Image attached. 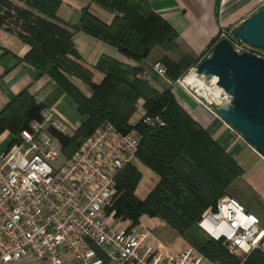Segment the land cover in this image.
Segmentation results:
<instances>
[{
    "label": "trees",
    "instance_id": "1",
    "mask_svg": "<svg viewBox=\"0 0 264 264\" xmlns=\"http://www.w3.org/2000/svg\"><path fill=\"white\" fill-rule=\"evenodd\" d=\"M89 1L111 13L110 20L101 19L85 6L80 9L76 24L68 27L55 15L60 0H0V27L14 32L29 46L22 60L38 73L52 76L81 117L71 135L47 128L58 142L61 157L68 158L103 121L121 133L134 128L140 137L135 158L158 180L140 198L136 188L141 173L133 163L125 164L114 176L115 192L106 212L112 210L115 217L128 220L130 225L137 224L141 215L157 217L182 237L192 230L190 245L206 258L216 264H238L221 240L201 235L196 222L202 211L213 208L216 199L226 194V188L241 175L239 165L178 104L169 87L158 91L139 76L140 67L106 56L99 57L94 65L102 74L95 83L70 41L72 31L79 29L138 63L154 47L173 49L176 31L150 8L147 0ZM219 39L212 38L197 58L162 57L159 61L165 66L166 78L174 82L189 65L203 59ZM64 74L85 83L90 95H82ZM138 100L144 115L157 116L160 124L147 125L140 119L128 123ZM41 108L26 88L0 107V133L6 130L11 134L7 146L16 141L19 131L27 128L31 120L40 119ZM243 264H264V252L252 249Z\"/></svg>",
    "mask_w": 264,
    "mask_h": 264
},
{
    "label": "built area",
    "instance_id": "2",
    "mask_svg": "<svg viewBox=\"0 0 264 264\" xmlns=\"http://www.w3.org/2000/svg\"><path fill=\"white\" fill-rule=\"evenodd\" d=\"M218 35L227 38L236 52L264 59L231 38L229 30L221 29ZM195 65L171 84L238 135L215 110L218 104H230L229 94L214 76L197 73ZM150 67L166 78L159 60ZM187 75L199 86L185 81ZM139 76L148 80L146 71ZM138 112L143 123L160 124L157 116ZM39 115L19 131L16 141L0 150V264H216L191 246L177 254L151 246L145 241L146 227L139 222L130 225L112 210L106 212L116 172L135 159L140 137L134 128L121 133L103 121L68 158L57 162L59 145L47 128L61 132L62 127L48 108L42 107ZM196 225L209 238L221 240L238 264L264 245L258 218L227 194L219 196L213 208H205Z\"/></svg>",
    "mask_w": 264,
    "mask_h": 264
},
{
    "label": "crops",
    "instance_id": "3",
    "mask_svg": "<svg viewBox=\"0 0 264 264\" xmlns=\"http://www.w3.org/2000/svg\"><path fill=\"white\" fill-rule=\"evenodd\" d=\"M147 2L150 8L176 31V45L173 49L163 50L154 47L137 63L123 56L114 46L74 29L70 37L73 50L80 62L91 71V80L95 83L101 80L102 74L94 69V65L99 57L106 56L146 71L148 83L158 91L169 87L178 104L206 129L239 165L242 173L231 182L237 184L236 191H232L230 195L227 192L226 194L237 198V201L239 199L245 206L243 207L258 218L260 228L264 229V158L243 140L234 138L222 124L210 120L180 86L171 84L167 78H161L150 69L151 63L161 60L162 57L171 60H176L180 55L197 58L206 50L209 41L218 36L221 29L235 26L262 6L264 0H147ZM85 6L105 21H109L112 16L89 0H60L55 15L69 27L76 24L80 9ZM28 49L29 46L14 32L0 27V107L19 90L26 88L36 102L51 111L52 120L57 121L62 127L61 132L71 135L81 121L75 104L52 76L48 73H38L34 67L22 60ZM64 75L82 95L86 97L90 95L89 87L80 79ZM140 104L141 100H138L137 112L140 110ZM136 120L137 116L132 115L128 123L133 124ZM10 139L11 134L8 131L0 133L1 150L5 149ZM136 168L141 173L136 194L141 198L149 187L156 183L157 178L140 163H136ZM250 205H256L257 208L252 209ZM138 221L147 228L167 227L156 217L141 215ZM157 245L160 243L156 242L154 246ZM261 251L264 252V245Z\"/></svg>",
    "mask_w": 264,
    "mask_h": 264
},
{
    "label": "water",
    "instance_id": "4",
    "mask_svg": "<svg viewBox=\"0 0 264 264\" xmlns=\"http://www.w3.org/2000/svg\"><path fill=\"white\" fill-rule=\"evenodd\" d=\"M230 37L264 50V4L229 29ZM205 78L230 96L218 104V115L242 140L264 158V59L248 51L236 52L227 38H220L209 54L195 65Z\"/></svg>",
    "mask_w": 264,
    "mask_h": 264
},
{
    "label": "rangeland",
    "instance_id": "5",
    "mask_svg": "<svg viewBox=\"0 0 264 264\" xmlns=\"http://www.w3.org/2000/svg\"><path fill=\"white\" fill-rule=\"evenodd\" d=\"M19 4L22 5L21 2H19ZM219 36V35H218ZM252 50H254L255 52H258L260 53L261 55L264 56V50H261V49H255V48H251ZM209 54V53H208ZM207 54V55H208ZM206 55V56H207ZM150 69L155 72L151 67ZM156 73V72H155ZM157 74V73H156ZM158 75V74H157ZM159 76V75H158ZM161 77V76H160ZM162 78V77H161ZM186 79H190L189 76L188 78ZM171 83V82H170ZM179 87V86H178ZM189 96V95H188ZM190 97V96H189ZM191 98V97H190ZM192 99V98H191ZM192 101L195 103V105L197 107H199L197 105V103L192 99ZM138 107V106H137ZM201 108V107H199ZM204 111V110H203ZM206 113V112H205ZM132 115H136L137 118L139 116V112H137V108L136 110L132 113ZM131 115V116H132ZM209 117L210 120L212 121H216L217 123H220L222 124L218 119L216 118H211L209 115H207ZM223 125V124H222ZM224 126V125H223ZM225 127V126H224ZM226 128V127H225ZM228 129V128H227ZM229 133L232 134V136L238 140H242L238 135H236L234 132L230 131L228 129ZM2 146V145H1ZM4 146V145H3ZM2 146V147H3ZM2 149V148H1ZM0 149V150H1ZM60 153V152H59ZM62 157H61V153L59 154V157L57 159V162H61L62 161ZM131 163L134 164V166L136 167V163H139V161L135 158ZM141 164V163H140ZM153 173V172H152ZM154 174V173H153ZM155 175V174H154ZM156 176V175H155ZM157 180H158V177L156 176ZM236 187H237V184L236 183H230V185L226 188V192L230 195V193L232 191H236ZM237 199V198H236ZM238 201H240L238 199ZM241 202V201H240ZM242 203V202H241ZM243 205V203H242ZM244 206V205H243ZM245 207V206H244ZM250 207L252 209H256L257 206L256 205H253ZM157 218V217H156ZM159 219V218H158ZM139 222V221H138ZM165 224V223H164ZM135 225V224H134ZM167 226V225H166ZM168 227V226H167ZM154 227V228H147L148 229V235L147 237L145 238V241L150 244L151 246H154L157 243H160V245L163 247L164 250H167L168 252L170 253H173V254H177L179 252H181L183 249L187 248L188 246H191L190 245V234L192 233V230H189L188 233L182 237L180 235H178L176 232H174L172 229H169V227ZM198 231L200 232L201 235H205L200 229H198ZM193 247V246H191Z\"/></svg>",
    "mask_w": 264,
    "mask_h": 264
},
{
    "label": "bare ground",
    "instance_id": "6",
    "mask_svg": "<svg viewBox=\"0 0 264 264\" xmlns=\"http://www.w3.org/2000/svg\"><path fill=\"white\" fill-rule=\"evenodd\" d=\"M188 76H189L190 79H186V78H188ZM184 80L187 81V82H191V83H193L196 86H199L198 82L195 81L190 75L185 76Z\"/></svg>",
    "mask_w": 264,
    "mask_h": 264
}]
</instances>
